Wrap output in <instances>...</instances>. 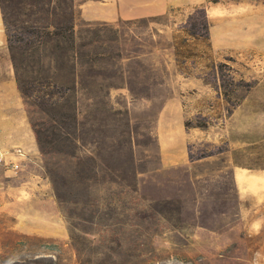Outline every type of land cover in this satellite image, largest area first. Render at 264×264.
I'll use <instances>...</instances> for the list:
<instances>
[{
	"label": "rangeland",
	"instance_id": "374dc122",
	"mask_svg": "<svg viewBox=\"0 0 264 264\" xmlns=\"http://www.w3.org/2000/svg\"><path fill=\"white\" fill-rule=\"evenodd\" d=\"M107 1L86 2L84 14L83 4L81 19L112 18ZM217 2L210 17L264 13V0ZM204 11L90 21L100 23L105 57L78 87L77 146L43 155L36 142L17 171L0 152V264H264L234 180V171L264 170V21L226 23L239 48L180 54L173 33L202 35ZM0 84V109L30 126L1 18Z\"/></svg>",
	"mask_w": 264,
	"mask_h": 264
},
{
	"label": "trees",
	"instance_id": "16d2710c",
	"mask_svg": "<svg viewBox=\"0 0 264 264\" xmlns=\"http://www.w3.org/2000/svg\"><path fill=\"white\" fill-rule=\"evenodd\" d=\"M88 1L77 7L75 0H0L15 82L43 155L56 146H77L78 87L84 86L89 74L104 61L100 23L85 21L79 14ZM204 18L199 37L209 40L205 11ZM78 20L84 28L81 34L76 30ZM191 35L198 37L194 30ZM114 59L110 54L109 60ZM40 115L49 121L39 120ZM185 126L190 129L192 124L187 121ZM240 237L245 254L246 236L242 233Z\"/></svg>",
	"mask_w": 264,
	"mask_h": 264
},
{
	"label": "crops",
	"instance_id": "0c3cea01",
	"mask_svg": "<svg viewBox=\"0 0 264 264\" xmlns=\"http://www.w3.org/2000/svg\"><path fill=\"white\" fill-rule=\"evenodd\" d=\"M221 0H218L220 2ZM213 0H109L103 5L115 4L117 10L112 18H99L90 19L85 17L89 21H103V22H116V21H130L141 18H149L158 15L166 14L171 8L176 7H199L206 11L207 21L209 23V40H205L201 37H193L189 34V31L182 29L174 32V37L176 39V47L180 54L189 55L194 50V47H201L200 55L201 57H206L208 54L205 50L209 48L217 50L220 48H239V42L230 40L228 37L229 33V23L232 22H244V21H264V13H257V15H249L246 17L242 14L234 15V17H228L215 13L210 17L209 6L212 4ZM216 4H219V3ZM241 3V2H240ZM239 3V5H240ZM244 3H241L243 5ZM89 3L85 4L84 10ZM238 6V5H237ZM236 7V6H235ZM0 18L1 11H0ZM221 31V36L224 37V41L217 40V33ZM225 32V34L223 33ZM257 32H259L257 30ZM13 69V67H12ZM14 73V70H13ZM184 76V75H182ZM185 77L191 78L189 75ZM197 77V76H196ZM15 80V74H14ZM190 81V79H187ZM195 82H191L193 84ZM17 87V86H16ZM0 89H2V84H0ZM8 97L6 95H1L0 102L4 103ZM0 108H7V106L1 105ZM10 109H0V116L2 121L0 122V133H5L7 136L0 137V152L5 153V155H10V161L20 162V165L27 160L28 156L35 155L38 153V147L34 138V134L27 123L26 118L19 121L18 116L8 112ZM179 117L184 114V109L182 106L177 110ZM5 118H11L12 123L16 121V124L9 126L10 122H7ZM5 121V122H4ZM7 125V126H6ZM180 130L187 133V128L185 126V121L182 120L180 124ZM22 148L27 153L25 158L18 157L14 158V150L16 148ZM13 151V152H12ZM234 180L236 183L237 194L241 204L240 216L244 223V229L246 236L249 239H253L254 244L258 243L259 249L257 255H260L262 259L264 258V170L261 171H234Z\"/></svg>",
	"mask_w": 264,
	"mask_h": 264
},
{
	"label": "built area",
	"instance_id": "2783aa9c",
	"mask_svg": "<svg viewBox=\"0 0 264 264\" xmlns=\"http://www.w3.org/2000/svg\"><path fill=\"white\" fill-rule=\"evenodd\" d=\"M14 158L23 157L25 158L27 156V153L24 149L16 148L14 150ZM0 164L2 165V162L0 161ZM20 162L15 161H4V167L10 168L12 171H17L20 168Z\"/></svg>",
	"mask_w": 264,
	"mask_h": 264
}]
</instances>
